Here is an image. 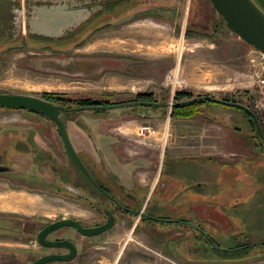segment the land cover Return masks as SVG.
Wrapping results in <instances>:
<instances>
[{
    "label": "rangeland",
    "instance_id": "1",
    "mask_svg": "<svg viewBox=\"0 0 264 264\" xmlns=\"http://www.w3.org/2000/svg\"><path fill=\"white\" fill-rule=\"evenodd\" d=\"M118 2L103 0L98 12L105 18L91 20L88 31L70 32L55 41L26 33L1 45L0 93L41 98L43 93L53 92L65 100L88 98L108 103L130 101L144 92L152 93L150 100L164 104L178 101L176 97L182 94L183 98H232L250 108L264 135V93L258 82L263 67L260 51L228 29L209 0ZM18 3L12 0L13 5ZM154 36L156 42L146 44ZM163 42L170 45V52L160 48ZM48 43L50 47L45 48ZM65 105L74 104L65 101ZM171 107L133 105L104 111L79 110L63 115V119L70 138L90 166L99 157L93 142L103 131L118 133L115 136L127 159L146 158L148 153L152 165L139 167L138 176L133 178L134 183L145 187L134 193L144 206L139 207L140 211L186 217L191 214L186 206L194 201L190 205L206 218L200 222L191 216L190 224H200L204 235L219 247L228 249L249 242L255 245L222 252L199 233L193 240V227L156 221L147 224L139 219L133 228L135 217L119 214L110 229L94 236H76L79 253L74 258L50 264H264V245L258 242L264 235H254L257 220L242 212L248 201L245 204L240 192L246 183L264 184V151L253 118L243 110L221 104H205L199 114L190 117L171 116ZM47 120L26 110L0 108V127L10 125L25 133L26 143L18 145L21 172L30 181L31 173L40 169L42 174L50 175L49 184L63 169L75 186L85 184L55 124ZM45 152L55 158L40 157ZM1 176V196H7L4 191L9 188L31 194V203L37 202L0 212L13 217L9 225L13 230L9 231L14 232L0 235V264H23L41 254L59 251L29 242L36 238L39 225L61 217L74 216L86 224L102 218L84 209L75 196L9 187ZM167 192L169 195L163 197ZM209 194L213 195L211 205H207ZM198 199L203 202L197 204ZM253 200L251 197L250 206ZM181 201L187 204L178 208ZM22 217H38L39 221L31 229L21 228Z\"/></svg>",
    "mask_w": 264,
    "mask_h": 264
},
{
    "label": "flooded vegetation",
    "instance_id": "2",
    "mask_svg": "<svg viewBox=\"0 0 264 264\" xmlns=\"http://www.w3.org/2000/svg\"><path fill=\"white\" fill-rule=\"evenodd\" d=\"M25 1V0H24ZM134 3V0H119V4L121 5H126L127 3ZM27 3V7L28 5L31 7V5L34 3L35 6H44L43 8H47V9H56V8H61V7H66V8H84V12L83 15L80 16V20L79 21H74L72 23H68L67 21H63V24L65 26H63L62 31L64 32V34L67 33H74V32H78V31H88L89 29H91V20H93L94 18H99L104 17L105 15L103 13L100 14L101 11V5L103 3V0H26ZM16 7L21 8V0H19V3ZM32 8V7H31ZM64 9V8H63ZM31 10V9H30ZM30 10H26V15H27V21L30 19ZM16 14V12H15ZM18 15V14H17ZM19 20V19H18ZM17 20V21H18ZM20 22L22 24V15H20ZM67 23V24H66ZM60 37L57 39H61V37H63L64 35H59ZM203 96V95H200ZM209 96V95H208ZM222 100H226L227 102H234V103H239L238 101H233L230 99H223ZM130 101H142V102H152L153 100H149V99H134V100H130ZM140 105H152V104H147V103H143ZM231 105V104H230ZM243 105V104H242ZM133 106V105H131ZM232 106H236V105H232ZM246 106V105H244ZM241 107V106H240ZM248 109H250L248 106H246ZM242 110H244L248 115H250L251 118H253L254 123L256 124L257 127V131H258V139H259V143L262 146V149L264 151V135L261 129V126L255 116V114H251L248 110L244 109L243 107H241ZM12 127V126H11ZM15 130L17 128L13 127ZM30 128V127H28ZM234 129L240 130V128L238 126H234ZM19 130V129H18ZM20 131V130H19ZM26 143V142H25ZM23 142V140L20 141L19 138H12V139H6L4 141V149H1V159H0V165H3L5 167H7L6 170L1 171L0 173L2 174L1 178H3V180L6 182V185L9 187L12 186H16V187H25L26 189H46L49 192L52 191V193H54L55 195H64L65 193H67V195L69 196H75L77 199H80L78 201H82V203L85 205L83 208L88 210V211H92L95 214H101L102 218L100 220H98L95 223H90V224H86L81 222V220H79L78 218L71 216L70 218L76 219L78 222H80L83 226L85 227H92V226H97L100 224H103L104 222H106L107 218H108V213L110 212L113 217H114V223L112 226H114L117 222L118 219V215L119 214H124L127 218H134V223H133V228H136V223L138 222L139 219L141 220L140 222H147V224L150 223V221H156V222H163V223H173V224H179V225H184V226H190L193 227L192 225H190L189 223V217L193 216L195 219H198L200 222L202 221V218H206L203 217L205 215H202V212H200L199 210H197L195 208V206L190 205L192 203H194V201L192 203H189L188 205H190L188 207V205L186 206V209H188V212H190L191 214L184 217L182 215H179L177 217H170L169 215L164 214L165 216H156L152 213H150L149 211L143 212L140 211L138 208V203L139 201H137L136 197L134 196V193L136 192V190L141 189L139 187H131V188H125V186L122 184V182L119 180L118 177H116L110 170L109 168H107L105 161L103 159V157L100 155V151L99 148L97 146H95V151L96 153L99 155L98 159L95 160L96 163H94L93 161V167L89 165L88 161L86 160V158L84 159V156H82V154L77 151L75 149V151L77 152L79 158L81 159V161L83 162V164L85 165L86 169L88 170L91 179L86 177L85 175V184L82 185H78L75 186V182L72 180H69L67 177L68 173L59 175V176H54V178L51 180V183L47 184V181L49 180V174H42L40 169H38L37 171L32 172V178L30 179V181H27L26 179V175L23 174L20 170V162H23L21 159L20 155H21V151L18 150V145L19 144H25ZM72 143V142H71ZM93 145H95L93 143ZM41 146V145H40ZM50 147V146H49ZM51 148V147H50ZM65 149V148H64ZM9 150V151H8ZM67 152V151H66ZM68 154V153H67ZM90 154V153H89ZM234 154V153H232ZM88 155V154H87ZM44 157L45 159H51L53 160V158H55V155H48L46 152L43 153L42 155H40V157ZM69 156V155H68ZM92 160H94L92 158ZM17 165V166H16ZM19 165V166H18ZM24 170L26 168H23ZM247 175V174H246ZM31 177V176H29ZM202 186V185H200ZM215 186H210L209 189L214 188ZM242 187L241 195L242 198L245 199V204L246 201H248V204L246 207H244V214L247 215V218H250L251 215H253L254 219L257 220V231L253 232L254 235H256V233H259L260 236L264 235V184H260L258 183L257 185L255 184H251V183H246L244 184ZM9 190V188H8ZM199 190H201V188L199 187ZM63 192V193H62ZM65 192V193H64ZM199 192V191H197ZM212 192V190L210 191ZM229 192H233L232 190H229ZM254 192V193H251ZM57 193V194H56ZM62 193V194H59ZM243 193V194H242ZM169 195V192L166 193L165 196L163 197H167ZM174 196H171V198H174ZM213 197L212 194H209V203H207V205H211V198ZM255 198V200H253L254 204L252 206H250V199ZM182 202V201H181ZM195 202L201 203L203 202V200H196ZM184 202H182V204L179 207H183V205L187 204L185 202V204H183ZM195 204V203H194ZM141 207L144 208V206L142 205ZM177 208V209H178ZM231 208H235L234 206H232ZM251 210V212H250ZM2 212V211H0ZM176 213H179L178 211ZM253 213V214H251ZM144 214L149 215V217L144 216ZM13 218L12 216L9 217H5L4 215L0 214V235L3 234H11L14 233L12 231H9V229L11 228L9 225L11 223L10 219ZM62 218V217H61ZM23 222L21 223V228L22 227H27V229H31V227H34L35 225L38 224V217H34L31 219H27L25 220L23 217ZM60 219V218H59ZM57 220V219H56ZM49 223V222H47ZM46 223V224H47ZM44 225H39L38 229L35 232V236L37 235L38 231L45 226ZM111 226V227H112ZM110 227V228H111ZM109 228V229H110ZM13 230V228H11ZM194 232V236H192L194 239L195 235L198 236H204L206 237V239L212 243V246L215 249H219V244H217L214 240H212V238L208 235H204V229L200 226V224H196V227H193ZM14 231H18V232H23V230H21L20 228H15ZM130 231V230H129ZM255 231V230H254ZM71 234V235H69ZM207 234V233H206ZM98 235V234H97ZM76 236H85L82 235L81 233H79L77 230H75L73 227L70 226H63L60 227L52 232H50L49 234H47L46 239L49 240H69L71 242H73L76 246V250L77 253H79V245L76 242ZM199 236V237H200ZM87 237V236H86ZM171 237V236H170ZM170 237H168L167 239H169ZM262 241H258L260 244L264 245V237L262 239H260ZM253 243H246V244H238L235 245L233 248L234 250H231L229 252H234V251H239V250H244L248 247H251L252 245H255ZM186 244V242H184V245ZM48 248V247H45ZM49 249H60L59 251H51V252H47L41 255H45V254H50V253H67L68 249L67 248H49ZM228 249H232V248H228ZM182 250H185L184 248H182ZM3 252V251H2ZM223 252V251H222ZM228 252V251H227ZM39 255V256H41ZM36 256L33 259L39 257ZM31 259V260H33ZM51 262L45 263V264H50Z\"/></svg>",
    "mask_w": 264,
    "mask_h": 264
},
{
    "label": "water",
    "instance_id": "3",
    "mask_svg": "<svg viewBox=\"0 0 264 264\" xmlns=\"http://www.w3.org/2000/svg\"><path fill=\"white\" fill-rule=\"evenodd\" d=\"M212 4L214 10L223 19L228 29L235 33L243 41L256 48L258 51L264 54V9L259 5L256 0H209ZM64 8V9H63ZM17 11V10H16ZM84 8H56L49 9L46 12L40 11V20L45 23L48 19L50 20V25H33L30 27L38 28V34L45 35H64L63 31H59L65 26L63 21L72 23L74 21H79L80 16L83 15ZM15 22L18 20V16L15 17ZM39 20V21H40ZM67 24V23H66ZM47 28L48 30H43ZM55 28H57L55 30ZM59 29V30H58ZM33 31V30H32ZM200 98L203 100H213L216 102L228 103L231 105H238L248 110L251 114L252 111L246 106L227 102L220 98L203 95L193 98ZM143 103L168 107L172 106L173 103H158L152 102H142V101H126L120 103H110V104H97V105H86L79 107L66 108L61 105L54 104L50 101L42 99L40 97L21 94V93H0V108H19L28 109L33 112H40L47 118H49L56 126L59 138L67 151L69 157L77 166V168L88 178L91 176L86 169L85 165L79 158L77 152L75 151L70 138L67 133L66 126L61 119V113L63 111H77V110H94V109H113L123 106L140 105ZM7 167L0 165V172L6 170ZM144 216L149 217V215L144 214ZM114 223V217L109 212L106 222L103 224L85 227L76 219L70 217H62L60 219L51 221L43 226L36 235V240L39 245L48 248H67V253H50L41 255L26 264H45L48 262L56 261H69L76 256L77 250L73 242L69 240H49L46 239L47 234L50 232L63 227L70 226L77 230L79 233L85 236H94L108 230ZM190 224V223H189ZM192 225V224H190ZM193 226V225H192ZM221 251H231L232 249H226L219 247Z\"/></svg>",
    "mask_w": 264,
    "mask_h": 264
},
{
    "label": "crops",
    "instance_id": "4",
    "mask_svg": "<svg viewBox=\"0 0 264 264\" xmlns=\"http://www.w3.org/2000/svg\"><path fill=\"white\" fill-rule=\"evenodd\" d=\"M19 1V0H18ZM24 1V0H21ZM35 1V0H32ZM32 7V8H31ZM31 7L28 5L27 7V3L26 0L24 1L23 4H21V8L16 7V5H13L11 12H12V22H13V28L14 31L17 35H25L26 33H30V34H36L40 37H44L47 40H57L60 36V34L58 36L55 35H45V34H38V28H32L30 27L31 24L33 25H50V20L48 19L47 21H45V23H43L39 16H40V11L42 12H46L47 8H43L44 6H35V4L33 3L31 5ZM31 9V10H30ZM17 10V11H15ZM26 10H30V19L27 21V15H26ZM18 14V21L15 22L14 20V15L15 12ZM14 12V13H13ZM20 15H22V24L20 22ZM40 20V21H39ZM57 28H55L56 30ZM33 30V31H32ZM43 30H48L47 28L43 29ZM59 30V29H58ZM59 31H62L59 30ZM62 36V35H61ZM46 47H50V45L46 44ZM67 133L69 136V132L67 129ZM118 133L115 132L113 134L109 133L108 131H103L102 133H98L96 134V139L94 140L95 142H93L95 144V146H97L99 148L100 151V155L103 157L105 164L107 166V168H109V170L116 176L119 178V180L122 182V184L125 186V188H131V187H140V188H145L142 187V185H139L138 183H134V176H138V168L139 167H150L152 164L151 162L153 161L151 159V157H148V153H146L144 158L142 156L138 157V158H134V159H127L125 158V153L123 151V147L122 145H120V140L118 138L117 135ZM25 133L23 131H19V130H15L13 129V127H11L10 125H3L0 127V152L1 149L3 150L4 148V141L6 139H12V138H19L20 141L24 140L26 141V138L24 137ZM29 138V137H27ZM70 138V136H69ZM70 141L72 142V145L75 147V149L77 151H79L76 147V145L74 144V142L72 141V139L70 138ZM9 151V150H8ZM86 151V150H85ZM87 152V151H86ZM98 159V158H97ZM150 162V163H149ZM148 171V170H146ZM148 184V183H145ZM148 187H152V184H148ZM4 192H7L8 195L6 196L5 194H2V196L0 195V211H3L5 209L3 208H26L28 205H32L35 204L37 202V200H33L31 203V199L33 198V196H31V194H27L26 192H16L13 190H5ZM22 193V194H21ZM20 208V209H22ZM11 210V209H10ZM24 212V211H23ZM169 240V239H168ZM31 260H26L25 262H23V264H26L28 262H30Z\"/></svg>",
    "mask_w": 264,
    "mask_h": 264
},
{
    "label": "trees",
    "instance_id": "5",
    "mask_svg": "<svg viewBox=\"0 0 264 264\" xmlns=\"http://www.w3.org/2000/svg\"><path fill=\"white\" fill-rule=\"evenodd\" d=\"M108 1H114V0H108ZM256 1L264 9V0H256ZM12 7H13L12 0H0V46L12 43V42H14V41H16L22 37L21 35H17L14 31L13 22H12V12H11ZM30 36L39 37L42 40L46 39V38L40 37L36 34H30ZM65 37L66 36H63L61 38H65ZM152 96H153L152 93L144 92V93H140V94L135 95V97L132 98L131 100H134V99H145V100L149 99L150 100L152 98ZM198 96H200V95H198ZM198 96H195V97H198ZM195 97L188 96L187 98H183V94H182V97L177 96L176 99L177 100L179 99V100L173 103V105L171 107L170 115L174 116V117H190L192 115L199 114L202 106H204L205 104H221V105L226 106V107H232V108L235 107L238 110H242L241 107L238 105L232 106L228 103H222V102L220 103V102H216L213 100H203L200 98H196L195 100H192ZM41 98L45 99L47 101H50L54 104L64 106L66 108L86 106V105L110 104L107 101H103V102L91 101L88 98H68L65 100V99H61L60 96H58L56 93H53V92H45L41 95ZM230 100L238 101V100L232 99V98ZM65 101L73 103L74 105H65ZM163 106L167 107L166 105H163ZM5 109L26 110L28 112L35 113V114H38V115H41V116L47 118L46 116H44L40 112H33L31 110L24 109V108L23 109L5 108ZM101 110L104 111V109H94V111H101ZM77 111H79V110H77ZM71 112H74V111H63L61 113V119L64 122V124H65V120L63 119V115H67ZM244 113H246V112L244 111ZM47 119H48L47 121L51 122V120L49 118H47ZM70 160H71V158H70ZM71 162L74 164V162L72 160H71ZM74 166L76 167V169L80 173V177L85 178L84 174L77 168V166L75 164H74ZM60 172L65 174V175L67 173V171H65L63 169L62 170L60 169ZM61 173L59 175H61ZM141 206H142V204L138 203V208ZM218 250H220V249H218ZM225 252H227V251H225Z\"/></svg>",
    "mask_w": 264,
    "mask_h": 264
},
{
    "label": "built area",
    "instance_id": "6",
    "mask_svg": "<svg viewBox=\"0 0 264 264\" xmlns=\"http://www.w3.org/2000/svg\"><path fill=\"white\" fill-rule=\"evenodd\" d=\"M260 58H261L260 60L263 64V67L262 69H260V72L258 75V82H259L262 93H264V54L261 52H260ZM29 242L34 245L38 244L36 238L30 239Z\"/></svg>",
    "mask_w": 264,
    "mask_h": 264
},
{
    "label": "bare ground",
    "instance_id": "7",
    "mask_svg": "<svg viewBox=\"0 0 264 264\" xmlns=\"http://www.w3.org/2000/svg\"><path fill=\"white\" fill-rule=\"evenodd\" d=\"M153 38H155V36H154V37H151V39H147V40H146V44H148L149 42H150V43H155L156 40H154ZM169 46H170V45H169ZM169 46H167L166 43L163 42V43H161L160 48H162V49H164V50L170 52L172 49H171V47H169ZM146 48H148L147 45H146ZM181 49H182V47H180L179 51H180ZM148 50H149L150 52H152V53L154 52L150 47L148 48Z\"/></svg>",
    "mask_w": 264,
    "mask_h": 264
}]
</instances>
